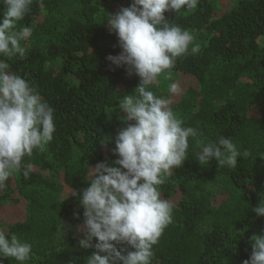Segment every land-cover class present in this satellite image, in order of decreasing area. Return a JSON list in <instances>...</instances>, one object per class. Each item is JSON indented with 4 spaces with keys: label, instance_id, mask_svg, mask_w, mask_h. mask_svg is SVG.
<instances>
[{
    "label": "trees",
    "instance_id": "obj_1",
    "mask_svg": "<svg viewBox=\"0 0 264 264\" xmlns=\"http://www.w3.org/2000/svg\"><path fill=\"white\" fill-rule=\"evenodd\" d=\"M131 3L33 0L17 26L33 29L23 44L25 57H0L54 109L56 130L47 150L25 156L22 163L33 166L28 178L16 173L0 191V226L32 245L27 264H86L95 251L79 245L80 199L88 169L116 166L115 137L127 126L119 103L140 83L127 66L107 60L122 51L108 17ZM164 15L194 40L149 90L171 101L185 126L201 134L197 139L229 137L250 155L238 157L233 169L214 159L200 165V148L189 139L187 160L160 186L162 198L174 205L173 222L153 246L152 264H243L251 237L264 234V216L253 211L264 198V0H199L195 9ZM170 83L179 86L178 94L169 93ZM14 207L22 214L15 222L4 218Z\"/></svg>",
    "mask_w": 264,
    "mask_h": 264
},
{
    "label": "clouds",
    "instance_id": "obj_2",
    "mask_svg": "<svg viewBox=\"0 0 264 264\" xmlns=\"http://www.w3.org/2000/svg\"><path fill=\"white\" fill-rule=\"evenodd\" d=\"M33 0H0V57L24 58L23 46L31 36V26L19 22L30 12ZM199 0H132L129 7L109 15L107 23L118 37L121 53L107 60L116 67L127 66L140 83L134 94L119 103V119L127 126L115 137L113 155L116 166L107 162L88 169L89 186L80 203L84 209V238L81 248H94L86 264H152L153 246L173 222L174 205L161 196L174 169L188 158L189 139H196L200 165L215 160L219 166L233 169L238 157H248L229 137L204 141L196 128L185 126L170 106L171 101L149 90L158 77L167 73L178 57L189 50L194 36L171 24L165 13L195 9ZM199 46L191 48L193 54ZM169 93L178 94L176 83ZM134 122V123H129ZM53 107L35 86L11 71L0 58V191L16 173L28 178L32 165L22 163L33 151L41 153L53 140ZM75 193L74 195H76ZM264 216V198L253 209ZM93 239L97 242L93 244ZM252 252L243 264H264V234L251 237ZM126 244L127 248L117 245ZM131 249V250H129ZM32 245L17 235H9L0 226V259L11 258L27 264Z\"/></svg>",
    "mask_w": 264,
    "mask_h": 264
},
{
    "label": "rangeland",
    "instance_id": "obj_3",
    "mask_svg": "<svg viewBox=\"0 0 264 264\" xmlns=\"http://www.w3.org/2000/svg\"><path fill=\"white\" fill-rule=\"evenodd\" d=\"M180 87H182V86H180ZM4 218L9 220V221H13V222L20 220L22 218L20 208L14 207V208L8 209L4 213Z\"/></svg>",
    "mask_w": 264,
    "mask_h": 264
}]
</instances>
